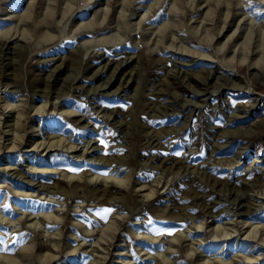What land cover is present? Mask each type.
<instances>
[{
	"label": "rangeland",
	"instance_id": "374dc122",
	"mask_svg": "<svg viewBox=\"0 0 264 264\" xmlns=\"http://www.w3.org/2000/svg\"><path fill=\"white\" fill-rule=\"evenodd\" d=\"M0 44V104H12L0 114V264L250 254L255 241L215 242L213 227L232 229L243 193L261 188L256 170L218 164L243 147L241 162L264 159V0H0ZM187 49L212 57L191 62ZM126 175L124 190L112 176ZM260 203L244 217L264 222Z\"/></svg>",
	"mask_w": 264,
	"mask_h": 264
},
{
	"label": "bare ground",
	"instance_id": "6f19581e",
	"mask_svg": "<svg viewBox=\"0 0 264 264\" xmlns=\"http://www.w3.org/2000/svg\"><path fill=\"white\" fill-rule=\"evenodd\" d=\"M260 27V26H259ZM10 31V30H9ZM159 31V30H158ZM174 31V30H173ZM8 36V34H7ZM15 37V36H14ZM10 38V37H9ZM13 38V37H12ZM17 38V37H16ZM7 39V38H6ZM258 39V38H257ZM13 40V39H11ZM16 40V39H15ZM10 41V40H9ZM179 43V42H178ZM1 45V44H0ZM236 51V50H235ZM234 51V53H235ZM185 53V54H183ZM183 53H180V55H186L187 57H190V60L191 62H195V61H199V60H210V58L212 57L211 55H207L201 51H195V50H190V49H187L185 50ZM240 56V55H239ZM259 58H262V57H259ZM238 60V59H237ZM239 61V60H238ZM258 61V59H257ZM260 61V60H259ZM263 61V60H262ZM131 62V61H130ZM239 62H245V59L244 58H241V60ZM254 62V61H253ZM252 62V63H253ZM251 63V64H252ZM264 63V62H263ZM121 65V64H120ZM253 67L254 65H257L256 63V60L255 62L252 64ZM259 65V64H258ZM122 66V65H121ZM257 67V66H256ZM264 67V66H263ZM211 74V73H210ZM169 75V74H168ZM203 76V75H202ZM202 80V79H201ZM227 80V79H226ZM224 84V83H223ZM229 84V83H228ZM233 87V86H232ZM224 88V87H223ZM230 88V87H229ZM236 88V87H235ZM239 90H243L241 86L238 87ZM232 89V88H230ZM246 92H249V91H246ZM211 93V92H210ZM212 94V93H211ZM208 91H206L205 89H201L199 90L198 89V92H197V95L198 96H204L206 97L205 99L209 98L210 95ZM213 96V95H211ZM5 98V97H4ZM259 98H254V101H258ZM3 102H1L2 104H0V109H1V116H3L4 112L7 111L6 109H10L12 108V104L9 103L7 100H2ZM254 102V103H255ZM171 104V103H170ZM186 104V103H184ZM46 106H47V103H45L44 105H42L40 108H37V112L39 110H42V111H45L46 109ZM56 106V105H55ZM54 106V108H55ZM169 107V106H168ZM178 107V106H177ZM255 108V104H253L248 110H246L245 112L247 113H252V111L254 110ZM9 111V110H8ZM65 112H67V110H64ZM174 108H169V110H167V108L164 110V113H168V114H171V113H174ZM243 115V114H242ZM12 116V115H11ZM19 116V115H18ZM228 120H230V118H227ZM7 123V122H6ZM253 123V122H252ZM19 124V121H18V117H15L14 118V121L13 123L11 124L12 127H16L17 125ZM258 125V123H256V126ZM10 126V125H8ZM6 127V126H5ZM3 128V127H2ZM38 130V129H37ZM253 131L248 128V130L246 131V134L247 136H251V133ZM223 134H225L223 132ZM223 134H221L222 136H224ZM250 138V137H249ZM153 139V138H152ZM251 139V138H250ZM151 141H154V140H151ZM53 143V142H51ZM89 143V142H88ZM156 144V143H155ZM68 145V144H67ZM89 145V144H88ZM52 145H49V146H42L43 149L41 150H44V151H47L49 150V147H51ZM36 147V146H35ZM39 147V146H38ZM54 147V146H53ZM8 148L11 150V149H14L16 148L15 146L11 145V146H8ZM75 147L74 146H70L69 149H71L72 151L73 150H77V149H74ZM226 148V143L225 144H222V145H219L217 146V148L213 149V153L214 154H217L220 150ZM68 149V151H69ZM91 149V150H90ZM245 149L246 147H243V148H240L239 150L236 151V157L235 159L233 160V162H228V163H220L218 164V167L220 168V170H234L236 171L237 169H239L240 167L244 166V169L246 168L245 172H248V171H251L252 169L256 170L257 171V177H256V182L253 183L254 187L256 188L257 187H261L259 188V190L253 192L252 194H247V192H244L243 194L245 195V200L247 202V204H245L243 206V212L242 213L243 215V218L242 220H238L236 221L237 223L235 225H231L230 227L232 229H228L227 227H225V225H218L216 224L213 229L215 232H218V231H221L222 233L220 234H217L216 236H211V238L213 237V239H215L214 241L215 242H218V241H222V240H228L229 238H231L233 235H236L237 236V243H236V246H244L245 245V242L246 241H255L256 242V246L255 247H258L257 249H261V250H264V222H255L251 220H249L248 218H246L247 216L250 217V218H253L254 216V211L252 209H250V207L252 205H257L256 203H258L259 201L261 202L260 203V207L259 208H262L264 207V159H261V156H255V158L251 159L249 161V163L245 164L244 162H241L242 160V156L245 154ZM79 150V149H78ZM94 147L91 146H87L86 149H82L81 153L83 152V154H91L93 153L94 151ZM75 152V151H74ZM255 152V151H254ZM33 153V152H32ZM82 154V155H83ZM81 155V154H80ZM80 157V156H79ZM93 160V159H92ZM90 161V160H89ZM87 162V161H86ZM91 163V162H90ZM93 163V162H92ZM95 164V163H93ZM10 167V166H8ZM10 170V169H9ZM31 171H34V169H31ZM255 171V173H256ZM205 173V172H204ZM250 173V172H249ZM63 175V174H62ZM256 176V175H255ZM71 179H74V175L73 176H69ZM107 178H110L109 176H106ZM80 178V177H79ZM97 176H93L91 177V180L92 179H96ZM104 179L105 181L107 180ZM112 178H114L116 180V182L118 183L119 186H121L124 190L125 188H128V177L127 175L124 176V177H120V178H116L115 176H112ZM248 181V180H247ZM214 186H216L217 190L219 191L221 188L224 187V185L222 184H219V183H215ZM120 187V188H121ZM140 187V186H139ZM142 187V186H141ZM253 189V188H252ZM222 190V189H221ZM139 191V190H138ZM141 191V190H140ZM153 194V191L150 189L148 190V192L146 193L145 197H150L151 195ZM24 197H26V194H23ZM201 201V200H200ZM234 204V203H233ZM259 206V205H258ZM255 207V206H254ZM40 216V215H39ZM241 216V215H240ZM246 216V217H244ZM40 218V217H39ZM112 218V217H111ZM229 218V217H228ZM255 218V217H254ZM259 218V217H258ZM48 219H53L49 214H48ZM116 219V218H114ZM55 220H59L58 218H55ZM205 220V219H204ZM53 221V220H52ZM230 221V220H229ZM229 224V223H227ZM207 220L206 221H203L200 225H199V229H206L207 226ZM212 227V226H211ZM211 228V230H213ZM210 231V230H208ZM216 234V233H215ZM213 235V234H211ZM138 236V235H137ZM241 236H243V239L241 238ZM257 238V239H256ZM211 239V240H213ZM242 240H244V242H242ZM199 242H201L199 240ZM201 244V243H199ZM212 247V246H211ZM255 247L253 249H255ZM246 248V247H245ZM243 249V248H242ZM249 249V248H248ZM250 250V254L246 253L244 255H238V254H235V250H233L232 254V260L231 261H225V260H222L220 259L219 261H216V262H212L211 261L209 263H206L208 261H204V264H235L239 261V259L241 260V264H259L260 263V260H261V257H262V254L260 253L259 255H253V251L254 250ZM193 252V251H192ZM219 253V252H218ZM201 255V254H200ZM166 258V257H165ZM96 259V258H95ZM168 259V258H167ZM214 259V258H213ZM148 261V260H147ZM174 264V263H173Z\"/></svg>",
	"mask_w": 264,
	"mask_h": 264
},
{
	"label": "snow or ice",
	"instance_id": "6c2138e0",
	"mask_svg": "<svg viewBox=\"0 0 264 264\" xmlns=\"http://www.w3.org/2000/svg\"><path fill=\"white\" fill-rule=\"evenodd\" d=\"M146 2H151V0H146ZM102 144L104 143L103 140L100 141ZM106 146V145H105ZM176 155H180V153H176ZM105 213H110L112 211V209H105L103 210ZM103 218V217H102ZM149 224L152 223L151 220L148 221ZM157 234H161L159 231H157ZM164 234H167V235H172L173 234V230H166Z\"/></svg>",
	"mask_w": 264,
	"mask_h": 264
}]
</instances>
